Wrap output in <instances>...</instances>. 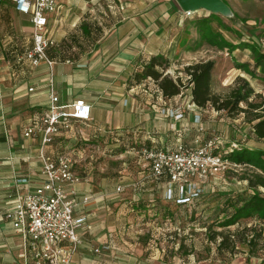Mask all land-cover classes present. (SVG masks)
Wrapping results in <instances>:
<instances>
[{"label": "crops", "instance_id": "crops-1", "mask_svg": "<svg viewBox=\"0 0 264 264\" xmlns=\"http://www.w3.org/2000/svg\"><path fill=\"white\" fill-rule=\"evenodd\" d=\"M3 2L0 0L1 6L5 5ZM207 14V11L200 10L198 16L187 18L175 0H57V8L48 16L47 25L56 42V48L48 51L54 60V89L61 103L81 98L91 105V120L74 124L90 127L91 131L132 128L149 139V147L159 148L173 136L168 132L169 119L159 115L152 103L153 98L132 93L128 80L142 69V64L156 55H161L169 68L210 59L214 61L213 90L217 60L208 52L210 47H214L211 46L212 41H220L211 38L217 35L221 38L219 40H227L221 34L224 33L223 24L212 19L203 20ZM206 24H210L214 31L205 29L208 27ZM238 26L235 23L234 28ZM232 42L236 44L241 39ZM30 46L28 17L15 11L13 6L8 11L0 9V264H22L18 247L20 236L1 219L3 209L8 205L7 196L15 187L21 186L15 185V180L27 177L30 189L42 183L38 158L40 136L27 138L22 132L29 119L38 116L48 104L49 68L45 63L32 67L17 61V55ZM234 47L232 52L223 48L218 53L225 50V56L229 54L236 65L250 61L249 49ZM222 59L225 58L219 60ZM237 72L243 76L240 68ZM190 87L183 89L185 114L189 115L185 117V123L189 122L185 141L197 145L204 135L197 133L193 122H190L194 110L189 106ZM184 96L175 95L169 101L174 104L177 100L182 101ZM186 105L189 106L188 113ZM71 132L57 137L47 151L51 154L63 151L70 140H75ZM195 139L199 141L195 142ZM73 151L77 157L80 156L79 149ZM77 161L73 168L80 180L72 185L76 191L74 196L79 199L87 195L90 200L74 210L76 217L85 215L87 220L79 230L81 244L71 264L157 263L158 252L153 245L156 247L158 233L152 224L157 218H152V215L165 216L162 213L172 205L192 209L204 197L180 206L165 200V180L152 182L146 179L148 171L138 163L140 159L136 175L127 174L112 180H93L87 168L81 169ZM133 179L139 181L135 183ZM206 185V196L224 188H220L216 180L211 182L209 179ZM118 186L120 191L116 189ZM21 188L23 192L26 190L24 186ZM245 189L249 190L245 186L221 195H246ZM169 219L166 218V222ZM221 219L215 215L213 222L218 223ZM145 225L151 232L147 242L144 239L148 235L140 233V227ZM248 225L242 224L243 227ZM172 230L167 227L163 238H172ZM99 245H109V248L94 254L93 248Z\"/></svg>", "mask_w": 264, "mask_h": 264}, {"label": "built area", "instance_id": "built-area-1", "mask_svg": "<svg viewBox=\"0 0 264 264\" xmlns=\"http://www.w3.org/2000/svg\"><path fill=\"white\" fill-rule=\"evenodd\" d=\"M11 1L15 11L28 17L31 27V46L17 55V61L32 67L41 63L48 66V104L38 116L29 119L22 132L27 138L40 136L38 158L42 183L30 189L27 177L15 180V185L24 186L26 190L23 192L21 186H17L13 193L7 196L8 205L4 207L1 219L3 223H8L10 230L20 236L18 247L22 264H71L81 244L79 230L87 220L85 215L76 217L74 210L86 204L90 197L85 195L76 199L74 196L76 191L72 185L80 180L73 168L75 157L69 152L51 154L47 147L53 144L57 137L70 133L74 123H88L91 120V105L81 98L61 103L54 89V60L49 57L48 50L55 45V41L49 34L47 25L48 16L57 8V0ZM199 11L187 10L183 13L192 17L198 16ZM187 65L189 64L184 66ZM169 71L170 68L164 73L169 74ZM178 77L189 79L190 75L182 72L181 75L174 76L175 79ZM129 89L134 94L141 93L153 98L152 103L159 115L169 119L170 130L181 135L187 132L184 103L177 100L171 104L170 98L163 95L151 78L148 77L144 82L134 84ZM31 90L32 88H29V91ZM178 96H183V90ZM189 106L194 109L192 122L197 133L204 135L197 145L180 141L167 149L143 145L136 151L142 167L148 171L145 178L152 182L164 179L163 198L175 204L190 203L199 199L207 192L206 184L209 179L213 181L223 169L239 165L223 157L225 152L232 151L233 148L220 151L225 140L215 132L208 134L201 126L203 109L192 101ZM189 106L186 105V109H189ZM197 141L199 139H195V142ZM116 189L120 191L121 187ZM107 248L109 245H99L93 251L100 254Z\"/></svg>", "mask_w": 264, "mask_h": 264}, {"label": "rangeland", "instance_id": "rangeland-1", "mask_svg": "<svg viewBox=\"0 0 264 264\" xmlns=\"http://www.w3.org/2000/svg\"><path fill=\"white\" fill-rule=\"evenodd\" d=\"M223 1L229 6L231 10L230 15L224 16L207 12L208 14L203 16L205 22L208 19H212V21L215 20L223 24L224 33L221 34L227 40V42H223L219 40L221 38H218L217 35H214V38L211 36V39L220 41L217 43L212 41L211 46L214 47H210V52L207 51L217 60V71L215 72L212 91L225 97L232 89H238L241 94L246 96L248 102L260 104L259 110H261L264 108V63L260 60L259 63L261 64H256V59L259 54H264V0ZM3 3L5 5L1 6V4L0 9L6 11L12 10L13 5L11 0H4ZM195 15L197 14L195 13ZM184 16L187 18L196 17ZM229 23L232 25H229ZM235 23L240 25L238 28L236 27L238 31L234 28ZM205 26H208L205 29L214 31L213 28H210V24H206ZM240 39L241 42L233 44V40L237 41ZM234 46L240 47L241 50L245 48L249 49L250 61L245 60V62L236 65L235 62H232L229 54L225 56V50L220 54L218 53V50L223 48H226L227 52H232L235 48ZM53 48H56V46L54 45L48 51ZM220 58L225 59L219 60ZM183 67L184 65L179 66V64L170 67L168 75L175 79L174 76L182 74ZM238 68H240L243 76L237 74ZM185 85H187V82H185ZM185 101L186 96L182 99L183 103ZM240 106L246 107V102H241ZM188 112L189 110L187 109L186 113ZM185 116L188 117L189 115L186 114ZM203 117L205 118L201 119V126L207 133L215 132L225 140V143L219 149L220 151L229 148L237 150L238 148H244L252 152L257 150L264 151V143L254 141L250 135L251 123L246 120L244 113L241 112L231 116L225 110L219 111L210 107L205 109L204 112L202 111ZM190 122H192V118ZM194 129L196 130V128ZM100 131H91V128L86 126L72 125L71 133L75 140H70L67 147L61 152L71 153L75 157V160H78L77 164H79L81 169L87 168V171H89L88 175L93 180H112L114 177L118 178L136 173L139 170V164H142L141 161L138 162L140 158L137 157V154L135 152H122V147L117 144L108 145L104 136L100 134ZM131 132V139L134 135H140V133ZM232 143L236 145L233 146ZM74 149L80 150L79 157L74 154ZM253 160L252 164L223 169L221 173L216 175L214 180L217 181L220 188L221 186H224V188L207 196L204 193V197H200L199 203H196V206L192 209L172 205L162 213L165 216L159 214L152 215V218H157V220H154L156 222L152 224L157 228L158 233L155 241L156 247L153 245L158 252V262L152 264H264L263 242L259 241L256 247L248 245V241L254 233L251 230L252 228L256 229L257 232H261L262 237H264V220H259L256 217H242L240 223L249 224L247 228L250 229L242 234L243 238H246V241L242 242L240 241V236L238 238V235H231L238 229L242 230L244 228L242 224L237 222L239 224H235L234 226L220 227L217 223L213 222L218 209L223 207L224 196L221 193L230 192L231 189L248 187L247 179L240 178L243 175H248L252 172L263 173L260 167H263L264 164L261 161H257L255 157H253ZM138 181V179L134 180L135 183ZM258 189L263 192L261 188ZM245 190L247 194H250L252 189ZM148 217L151 216L148 215ZM166 218H170L169 222H166ZM167 227L173 229L172 238L170 239L163 238ZM146 229H148L146 225L140 227V233L148 235V237L145 236V242L150 239L151 233ZM221 233H229L232 240V248L231 246H225L221 249L217 248L221 240ZM142 234L141 236H144ZM211 236L214 238L212 239ZM140 241H143V239L141 238ZM92 252L94 253L93 250Z\"/></svg>", "mask_w": 264, "mask_h": 264}, {"label": "trees", "instance_id": "trees-1", "mask_svg": "<svg viewBox=\"0 0 264 264\" xmlns=\"http://www.w3.org/2000/svg\"><path fill=\"white\" fill-rule=\"evenodd\" d=\"M262 60L264 63V54H259L256 59V64H261L259 61ZM142 69L136 71L131 79L128 80L131 85L144 82L148 77L153 80L165 97H173L179 95L182 90L189 85L190 92L189 97L191 101L199 108L205 109L214 108L216 110H225L227 114L233 116L239 113H244L246 120L251 123L250 135L256 141L264 143V108L259 110L261 107L258 103L248 102L245 95L241 94L238 89H232L229 94L225 97L220 96L212 91L211 77L214 68V61L202 60L183 67V72L190 75L189 79L176 78L173 79L170 75L165 74V70L168 69V62L161 56H153L146 63L142 64ZM187 82V85H185ZM246 102V107H241L240 103ZM264 107V106H263ZM98 131V130H96ZM133 130L130 129H110L103 128L100 134L104 136L105 141L111 145L117 144L122 147V152H135L143 145L148 146L150 141L148 138L143 137V134L134 135L131 139ZM136 133L135 131H133ZM172 132L173 136L168 137V140L160 144L158 149H167L174 147L180 141L186 142V134L181 135L179 132ZM238 141V140H237ZM241 142V141H238ZM187 143V142H186ZM157 148V147H156ZM139 158V156L137 155ZM223 157L239 165L252 164L253 157L257 161H261L264 164V151H249L248 149L238 148L232 151H227L223 154ZM263 173L252 172L248 175H243L240 178L247 179L248 187L251 190L250 194L244 195L241 193H233L225 195L223 207L218 209L216 216L221 214V221L217 224L219 226L227 227L237 223L242 217H256L257 219L264 220V165L260 167ZM258 188H263V192L259 191ZM180 206L182 204H176ZM247 227L242 230H237L231 235L240 236V241H246L243 238V233L248 231ZM254 231L252 238L248 241V245L257 246L259 241L264 244V237L261 232ZM213 239L214 237L211 236ZM232 240L229 233H221V240L217 245L218 249L223 247L232 248Z\"/></svg>", "mask_w": 264, "mask_h": 264}, {"label": "water", "instance_id": "water-1", "mask_svg": "<svg viewBox=\"0 0 264 264\" xmlns=\"http://www.w3.org/2000/svg\"><path fill=\"white\" fill-rule=\"evenodd\" d=\"M183 11L205 10L224 16L231 14L229 6L223 0H175Z\"/></svg>", "mask_w": 264, "mask_h": 264}]
</instances>
